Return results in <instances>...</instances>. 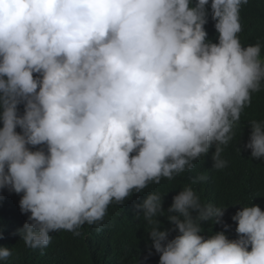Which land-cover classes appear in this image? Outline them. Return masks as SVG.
Listing matches in <instances>:
<instances>
[{
    "label": "clouds",
    "instance_id": "obj_1",
    "mask_svg": "<svg viewBox=\"0 0 264 264\" xmlns=\"http://www.w3.org/2000/svg\"><path fill=\"white\" fill-rule=\"evenodd\" d=\"M247 3L211 0L209 12V0H0V190L20 194L30 213L19 230L27 246L79 235L113 202L192 170L213 146V167L227 166L234 126L264 89L261 44L238 36ZM249 125L245 148L259 160L264 120ZM163 200L153 192L138 205L159 264H264L259 205L236 212L230 240L202 235V222L221 223L226 208L202 204L191 185L167 212ZM160 216L173 228L161 230ZM11 255L0 247V260Z\"/></svg>",
    "mask_w": 264,
    "mask_h": 264
},
{
    "label": "trees",
    "instance_id": "obj_2",
    "mask_svg": "<svg viewBox=\"0 0 264 264\" xmlns=\"http://www.w3.org/2000/svg\"><path fill=\"white\" fill-rule=\"evenodd\" d=\"M210 4L211 0L209 12ZM240 23L241 44L246 47L260 43L261 59L264 60V0H248L243 4ZM214 25L215 21L209 15L205 25L208 39L218 42ZM252 120H264V89L252 93L250 106L244 108L240 121L234 126L235 136L222 153V159L227 162L225 168L213 167V146L206 156L194 161L196 166L192 170L176 175L172 180L162 178L159 184L150 183L143 191H134L123 203L113 202L102 221L81 226L77 230L79 235L64 230L51 233L47 247L31 248L24 243L19 230L28 222L30 213L21 212L20 194L0 190V247H8L12 253L6 260H0V264H159L160 255L151 246L148 233L151 226L138 205L149 194L159 192L164 197L163 209L167 212L174 197L186 185L193 187L202 204L226 208L221 223L202 222V235L207 237L223 231L230 240L238 239L237 223L232 219L236 212L250 205H259L264 211V158H252L251 150L245 148ZM200 175H206L207 179L192 184V180ZM158 219L161 230L173 228L166 216ZM98 226L100 231H97ZM176 235L178 231L170 232L169 239Z\"/></svg>",
    "mask_w": 264,
    "mask_h": 264
}]
</instances>
